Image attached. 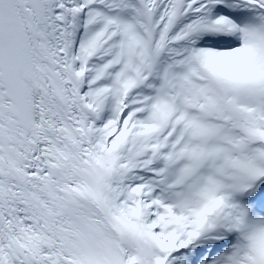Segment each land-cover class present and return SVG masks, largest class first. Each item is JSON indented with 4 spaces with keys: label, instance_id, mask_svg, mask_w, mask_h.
I'll return each mask as SVG.
<instances>
[{
    "label": "snow or ice",
    "instance_id": "obj_1",
    "mask_svg": "<svg viewBox=\"0 0 264 264\" xmlns=\"http://www.w3.org/2000/svg\"><path fill=\"white\" fill-rule=\"evenodd\" d=\"M0 264H264V0H0Z\"/></svg>",
    "mask_w": 264,
    "mask_h": 264
}]
</instances>
